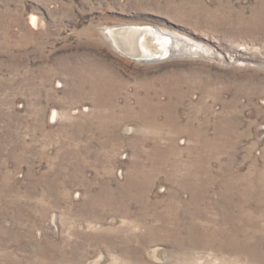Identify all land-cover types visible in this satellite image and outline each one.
Returning a JSON list of instances; mask_svg holds the SVG:
<instances>
[{"label":"rangeland","instance_id":"obj_1","mask_svg":"<svg viewBox=\"0 0 264 264\" xmlns=\"http://www.w3.org/2000/svg\"><path fill=\"white\" fill-rule=\"evenodd\" d=\"M0 264H264V0H0Z\"/></svg>","mask_w":264,"mask_h":264},{"label":"bare ground","instance_id":"obj_2","mask_svg":"<svg viewBox=\"0 0 264 264\" xmlns=\"http://www.w3.org/2000/svg\"><path fill=\"white\" fill-rule=\"evenodd\" d=\"M117 32L121 35L120 38H118V34L115 36L113 31H108L106 33L116 48L124 49L125 52L132 54L131 52H133L136 45L140 43L142 46L146 47L143 53L146 52L145 54L148 55L149 59L147 60L159 59L168 54L171 57H219L215 50L204 48L195 43H191L186 38H180L176 35L171 37L169 36L170 34L167 35L164 31L155 30L154 28L126 26L118 29ZM145 35L147 36L145 37ZM159 42H162L161 45L163 46H160ZM128 49L131 52H129ZM161 49H165V51H161ZM231 59L233 60L234 58L232 57Z\"/></svg>","mask_w":264,"mask_h":264}]
</instances>
